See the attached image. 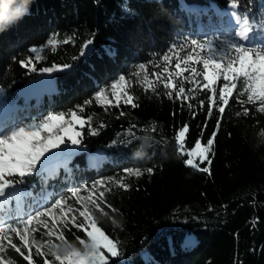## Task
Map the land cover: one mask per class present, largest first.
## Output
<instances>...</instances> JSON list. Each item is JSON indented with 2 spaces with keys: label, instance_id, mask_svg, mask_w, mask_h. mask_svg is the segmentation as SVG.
Wrapping results in <instances>:
<instances>
[{
  "label": "trees",
  "instance_id": "trees-1",
  "mask_svg": "<svg viewBox=\"0 0 264 264\" xmlns=\"http://www.w3.org/2000/svg\"><path fill=\"white\" fill-rule=\"evenodd\" d=\"M237 4L235 12L248 15L254 26L246 46L258 49L264 0ZM230 8V0H28L27 13L0 30V110L8 115L2 123L12 126L59 112L70 118L73 110L86 123L73 125V131L81 132L79 144L65 138L13 187L0 206V222L26 219L72 188L88 191L103 180L104 186L93 191L98 198L99 191L110 188L104 199L111 208L102 204L107 215L97 212L96 218L118 252L112 257L105 250L108 264H264V112L259 102L244 105V115L234 90L222 117L214 107L209 119L211 92L193 91L182 103L170 99L160 84L156 92H145L140 83L146 74L155 82L151 74L163 67L175 71L176 54L183 59L191 40L210 42L226 34ZM32 48L41 57L32 61L36 71L20 63L37 55ZM197 52L204 56L203 50ZM165 55L173 58L168 64ZM189 63L202 68V62ZM63 64L70 67L40 71ZM121 75L138 106L96 103L101 89L114 100L111 85ZM222 85L221 78L217 89ZM191 87L185 84L186 93ZM218 119L211 163L187 165V151L197 139L206 145ZM184 124L189 132L181 153L175 135ZM144 137H150L151 146L143 158H135L133 151ZM204 167L208 173L200 170ZM127 168L142 174L129 176ZM64 236L79 247L76 237L85 239L86 233L72 228ZM60 243L63 255L67 249ZM6 259L26 264L11 250ZM34 259L42 264L43 258Z\"/></svg>",
  "mask_w": 264,
  "mask_h": 264
},
{
  "label": "snow or ice",
  "instance_id": "snow-or-ice-1",
  "mask_svg": "<svg viewBox=\"0 0 264 264\" xmlns=\"http://www.w3.org/2000/svg\"><path fill=\"white\" fill-rule=\"evenodd\" d=\"M18 3L16 0V3L11 7H16ZM230 7L238 8L237 0H230ZM232 15L239 21V31L236 32V36L241 40L249 39L254 29L250 17L235 11ZM55 43V40L48 41L49 45L54 46ZM190 45L192 46L191 50L183 59L179 57V53L176 54L175 71H169L168 67H163L161 71L152 73L151 76L155 78V82L146 74L143 81L140 82L143 85V90L156 92V88L160 84L170 99L175 96L182 103L188 99V93L193 91H202L205 94L211 92L212 95L207 96L209 119L213 114L214 107L222 117L234 90H236L237 102L242 107L248 103L255 105L256 102H259L258 110L264 112V47L253 49L243 42H230L227 48L221 49L214 47L211 42H201L196 39L191 40ZM197 48L204 51V56L197 52ZM31 52L37 53V55L35 57L29 56L27 60H21L20 63L24 67L31 66V70L36 71L32 61L34 59L39 60L41 57L37 48H32ZM194 52L195 55H193ZM163 59L168 64L173 58L165 55ZM224 61L226 63H223ZM189 62L196 64L202 62V68H198ZM182 63L183 67H181ZM69 67L68 64L53 65L52 67L41 68L40 71L50 73ZM157 67L161 68V66ZM140 69L147 72L146 66L143 64L140 65ZM185 72H188L189 75L185 76ZM164 73L167 74L164 75ZM139 75V72L135 73V76L138 77ZM201 77L202 81L206 83H201V79H198ZM221 78L223 85L217 89V82ZM186 83L193 86L188 89L187 93ZM111 90V96L114 97V100L108 98L105 89H101L95 94L96 103L116 107H119L120 103L131 105L133 108L138 106L134 102L136 97L130 91L124 75L119 76L118 80L111 85ZM244 96H246V100L242 98ZM91 102L86 101L85 103ZM203 105L204 101H201V106ZM191 107L192 105L189 104V108ZM242 114H248L247 107H243ZM121 115L124 113L122 112ZM91 119V116L87 117V121H91ZM220 122L218 119L216 130L207 139L206 146L202 147L201 140L197 139L194 147L187 151V165L199 168L197 160L201 163H211L209 155ZM77 123L83 127L86 120L73 110L70 113V119H66L64 112H59L49 113L39 120L32 119L12 126L0 124V197L5 196L8 189L13 188L17 183H22L23 178L37 168V165L46 158L50 150L65 143V138L73 145L79 144L80 140L77 137L81 136V132L73 131V125ZM188 132V125L184 124L178 134L175 135L178 150L181 153H184L185 138ZM200 170L205 173L209 172L208 167ZM124 171L129 176L139 177L142 174L139 168H127ZM146 171L152 173L153 169L147 168ZM104 184L105 181L103 180L94 182L91 189H88L86 196L81 195L82 189L72 188L68 196L55 199L50 207L46 206L42 210L35 211L26 219L0 222V264H15L14 260L6 259V253L9 250L22 257L26 264H36L34 257L43 258L42 264H53V260L48 257H52L59 264H108L109 257L105 254V250L112 257H115L118 255L117 244L98 226L99 221L96 218V213L107 215L101 205L104 204L111 208V205L107 204L104 199L105 193L111 189L105 187L99 191L98 198L93 191L98 190V185L104 186ZM119 186L125 190L129 187L124 183H119ZM112 211L115 212L116 209L113 208ZM72 228L86 233L85 239L76 237L79 247L65 239V231ZM60 242H63L67 249L63 255L58 251L61 247Z\"/></svg>",
  "mask_w": 264,
  "mask_h": 264
},
{
  "label": "rangeland",
  "instance_id": "rangeland-1",
  "mask_svg": "<svg viewBox=\"0 0 264 264\" xmlns=\"http://www.w3.org/2000/svg\"><path fill=\"white\" fill-rule=\"evenodd\" d=\"M234 11H235L234 8H230V9L226 10V13L228 14V19H229V24H230L229 28L230 29L228 32H226V34H222L219 37V39H216V40L214 39V40L210 41L214 47H219L221 49L227 48V45L230 42H243L245 45H248L253 40V38H254L253 32L250 34L249 39H246V40H241V38L236 36V32L239 31V26H238L239 22H238L237 18L232 17L233 16L232 12H234ZM255 41H256V43L259 44V46L264 47V28L257 31ZM225 63H226V61H225ZM108 98L110 99L109 96H108ZM6 112H7L6 110H0V124H1V121L3 119H6L8 117ZM66 119H70V118L66 117ZM201 145H202V147L206 146L204 144H201ZM95 155H98V154H95ZM80 189L83 190L81 192V195H84V196L88 195V191H86V189H84V188H80ZM13 192H15L14 188L8 189L7 194L5 196L1 197V199H0V206L5 200H7L10 197V195Z\"/></svg>",
  "mask_w": 264,
  "mask_h": 264
},
{
  "label": "clouds",
  "instance_id": "clouds-1",
  "mask_svg": "<svg viewBox=\"0 0 264 264\" xmlns=\"http://www.w3.org/2000/svg\"><path fill=\"white\" fill-rule=\"evenodd\" d=\"M15 3L16 0H0V30L27 13L28 0H19L16 7H11ZM149 140L150 137L142 138L141 143L133 151L135 158H143L145 156L147 148L151 146ZM262 140H264V137H262Z\"/></svg>",
  "mask_w": 264,
  "mask_h": 264
},
{
  "label": "bare ground",
  "instance_id": "bare-ground-1",
  "mask_svg": "<svg viewBox=\"0 0 264 264\" xmlns=\"http://www.w3.org/2000/svg\"><path fill=\"white\" fill-rule=\"evenodd\" d=\"M231 13V12H230ZM233 13V12H232ZM232 17H234V18H236L235 16H232ZM239 22V21H238Z\"/></svg>",
  "mask_w": 264,
  "mask_h": 264
}]
</instances>
